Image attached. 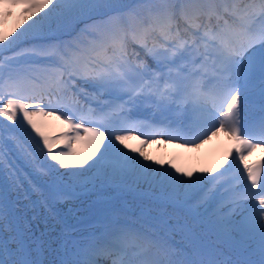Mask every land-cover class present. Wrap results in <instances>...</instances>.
<instances>
[{"label": "snow or ice", "instance_id": "obj_1", "mask_svg": "<svg viewBox=\"0 0 264 264\" xmlns=\"http://www.w3.org/2000/svg\"><path fill=\"white\" fill-rule=\"evenodd\" d=\"M7 2L32 15L17 35L0 31L4 51L28 45L19 59L0 55V264H227L194 233L186 250H175L163 212L142 209L148 223L139 227L123 220L126 208L107 190L180 205L202 194L210 228L228 237L259 233L264 264V161L247 163L264 147V116L243 122L257 88L264 112V0ZM154 124L163 126L154 136L186 139L182 146L199 148L225 130L236 146L215 167L185 169L143 151L154 141L141 139V130ZM134 138L142 147H132ZM21 157L49 177L32 185L41 199L23 210L12 198L21 189ZM234 166L237 183L215 189L216 174ZM89 193L96 199L86 216L57 208ZM41 208L46 226L50 218L52 231L60 225L58 258L47 262V231L37 236L33 228Z\"/></svg>", "mask_w": 264, "mask_h": 264}, {"label": "bare ground", "instance_id": "obj_2", "mask_svg": "<svg viewBox=\"0 0 264 264\" xmlns=\"http://www.w3.org/2000/svg\"><path fill=\"white\" fill-rule=\"evenodd\" d=\"M133 1V0H126ZM0 2H7V0H0ZM7 41H3L2 45L6 46ZM22 51V50H21ZM21 51H13L7 50L4 51L3 47L0 46V55L4 53H9L8 57H12L14 59H19L18 53ZM7 56V55H6ZM261 110V105H254L251 108V112H258ZM141 116L147 118L148 116L144 115V113L140 114ZM79 122V121H78ZM59 128H54L53 130H58ZM225 136L224 132L218 133L211 140H208L205 143L200 144L199 148H195L189 145V148H185L179 142H173L171 147L169 148V152L165 155V161L171 164L178 165L185 169H194V168H202V167H215L218 163L223 160V157L216 159L214 162L210 163L207 151L216 144H219V139ZM129 143L133 148L139 147L140 140H137L135 143ZM16 165L21 170L20 173V184L21 189L19 192H13L12 198L18 199V206L21 210L25 208V205H31L34 201H39L41 196L38 192L32 191V185L43 186L49 179V177L44 176L36 172L31 165H29L23 157L15 160ZM227 167V166H226ZM218 175V174H216ZM4 177V172L0 170V178ZM226 180L223 178L222 181ZM31 181V183L29 182ZM212 187V185H209ZM28 195L29 199H24V195ZM104 196L108 199H111L118 208H126V211L123 213L122 219L126 220V218L132 220V225L139 227L141 224H147V217L141 216V210L146 207L151 210V216H157L160 212H163L164 215L169 219L170 225L174 226L175 230L171 232V245L175 250H185V242H189L188 235L194 233L198 238L199 242H207V235H212V228L205 222L204 213L205 203H201V196H195L191 199L188 205H180V204H172V203H162L157 201L153 196L145 195L142 192H113L112 190H107L104 192ZM96 199V193H89L87 196H80L78 198H71L66 200L62 204H58L57 208L61 213H67L69 208H72L76 211L77 216H85L83 211L88 209L89 204ZM100 205H98L99 207ZM218 204L212 205L209 208L211 211L213 208L217 207ZM40 211V220L34 223L33 228L37 236L40 235L41 232L47 231V235L44 237L46 241V250L44 253L45 261H51L58 258L59 253L56 251L58 248L59 241L56 240L57 234L60 230V225H56V230L52 231V226L54 221L50 218L47 226L43 222V217L47 215L44 209H39ZM33 214V210L29 209L28 216L31 217ZM174 214V215H171ZM135 220V222H134ZM74 222V221H73ZM79 235H87V231L80 233ZM51 241V248H47V242ZM224 248L227 247L224 245Z\"/></svg>", "mask_w": 264, "mask_h": 264}, {"label": "rangeland", "instance_id": "obj_3", "mask_svg": "<svg viewBox=\"0 0 264 264\" xmlns=\"http://www.w3.org/2000/svg\"><path fill=\"white\" fill-rule=\"evenodd\" d=\"M44 11H47L45 9ZM0 12L4 13V19L6 23L0 25V31L4 32H12V36H15L19 33L20 30H22V27H26V21H28V17L32 15V13L25 11V6L21 4L20 6L11 7L6 2H0ZM40 15L43 14V12L39 13ZM30 22V21H28ZM12 36H9V40L12 39ZM6 46L8 45V41L5 43ZM25 47H28L26 44H20L18 46H11L8 47L7 50H13V51H19ZM9 53H4L2 56L8 57ZM54 128H59V122L54 121ZM147 151V150H145ZM153 151V150H152ZM61 171H67L66 169H61Z\"/></svg>", "mask_w": 264, "mask_h": 264}]
</instances>
